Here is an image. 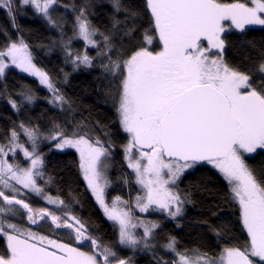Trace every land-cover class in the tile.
I'll use <instances>...</instances> for the list:
<instances>
[{
	"label": "snow or ice",
	"instance_id": "6c2138e0",
	"mask_svg": "<svg viewBox=\"0 0 264 264\" xmlns=\"http://www.w3.org/2000/svg\"><path fill=\"white\" fill-rule=\"evenodd\" d=\"M109 3V24L101 31L90 18L93 0H0L10 22V29L0 28V96L23 117L0 132V264H134L122 250L148 252L153 264H264V159L250 163L264 157V37L247 38L253 26L264 29V0ZM28 10L55 33L40 48H59L73 72L99 67L123 143L99 121L75 119V101L62 90L71 73L61 69L60 79L41 66L31 30L18 22ZM231 30H239L244 39L238 43L254 56L229 59L237 46ZM73 40H82L86 50H74ZM89 46L95 56L88 55ZM14 70L35 78L65 119L45 124L32 118L28 109L38 97L29 85L9 90L6 80ZM45 144L49 151L78 153L85 190L114 239L81 214L78 195L64 196L59 188L52 194ZM117 150L122 169L130 170L118 177L130 186L127 199L109 191ZM209 165L224 189L206 191L223 208L210 206L217 223L205 218L192 224L193 247L165 232L162 220L136 215L159 213L181 227L192 200L179 183ZM132 188L138 189L134 198ZM232 216L234 224L225 219Z\"/></svg>",
	"mask_w": 264,
	"mask_h": 264
},
{
	"label": "trees",
	"instance_id": "16d2710c",
	"mask_svg": "<svg viewBox=\"0 0 264 264\" xmlns=\"http://www.w3.org/2000/svg\"><path fill=\"white\" fill-rule=\"evenodd\" d=\"M72 0H60L61 4H69ZM79 3V0H75ZM225 2H232V0H225ZM244 2V0H241ZM96 7L92 10L90 16L93 24L104 31L105 27L109 24V18L111 15V6L109 0H93ZM18 22L25 29H30V43L34 46V54L40 61L41 66L55 74L58 78L62 79L61 69L63 71L71 73L67 83L63 86V91L75 101L77 121H85L90 125H94L95 122L99 121L100 125L106 126V130L113 134L114 140L119 144L125 140L124 135L121 134V129L116 122L115 109L111 102H106L104 95L102 94L105 90L107 81L103 79V75L99 67H95L89 70H81L73 72L70 65L64 63L63 52L59 48H53L51 51L47 47L40 48L41 44L48 45L50 39H54L55 33L47 29L44 22L32 15L31 10H28L26 15L18 18ZM0 28L10 29V22L7 17L6 11L0 9ZM255 30L250 31L248 39L259 40L264 37V29L262 26H253ZM14 34V33H13ZM71 35V32L68 33ZM3 33H0V41H3ZM229 39L233 42H237L236 48L232 49L229 53V59L239 62L246 58V54L249 57L254 56L251 50L241 47L238 43L244 37L239 33V30H231ZM72 46L74 50H78L83 53L85 44L82 40H73ZM87 53L90 56H95V49L90 46L87 48ZM6 83L9 90H18L21 84L31 86L38 99L34 105L28 109V114L37 120L38 122L47 123L49 119H53L60 122L65 119V114L50 105L46 101V97L49 96V92L38 84L35 78L29 77L27 74L20 73L19 70H14L7 76ZM4 81H0V89L3 88ZM23 117H19L10 105L6 102L3 96H0V132L11 126V121H17ZM96 134L102 136V129L96 128ZM42 151L45 153L46 165L45 168V179L48 175L54 178V185L52 194L55 195V189L59 188L62 190V194L67 196L68 193H74L81 199L83 210L81 212L84 216H92L97 223L101 226L104 232L107 234L108 239H114L112 230L110 228V222L103 217L102 213L98 210L94 198L91 197L90 193L85 190V182L82 176L79 174L77 167L78 153L75 150H56L52 149L49 151L50 145H42ZM21 157V154L18 158ZM122 153L117 150L115 154V163L109 172V176L113 183L109 191L111 195H121L126 199L128 198L129 188L128 185H123L118 182V177L122 174H129L130 170L121 167ZM264 157L257 156L255 160H251L250 163L259 164V161ZM23 163V161L21 162ZM179 188L189 193L192 203L187 204L185 220L182 222L181 227L176 226L175 221L163 220V217L159 213H153L149 216L147 213L144 214L146 219L162 220L164 230L167 233L176 235L183 246L193 247L195 244V235L192 224L198 220L209 219L211 223H217L216 219L211 216L210 206L214 203L221 204L222 201L216 200L210 195L206 189H224V182L219 172L212 168L210 165L202 168L199 172L192 174H185L179 183ZM138 189L132 188V196L137 194ZM221 192H217L216 195H222ZM226 220H231L234 224L235 217H225ZM239 235V233H236ZM246 237V233L244 237ZM121 255L132 256L134 264H153V256L148 252H138L133 254L129 250H122ZM164 259H171L172 257L165 254L163 251L159 253Z\"/></svg>",
	"mask_w": 264,
	"mask_h": 264
},
{
	"label": "rangeland",
	"instance_id": "374dc122",
	"mask_svg": "<svg viewBox=\"0 0 264 264\" xmlns=\"http://www.w3.org/2000/svg\"><path fill=\"white\" fill-rule=\"evenodd\" d=\"M226 23V25H227V22H225ZM21 162L23 161V158H22V154H21V157L20 158H18ZM216 170V169H215ZM218 171V170H217ZM136 215H138V216H140V215H143V217H144V214H140L138 211L136 212ZM145 218V217H144Z\"/></svg>",
	"mask_w": 264,
	"mask_h": 264
}]
</instances>
